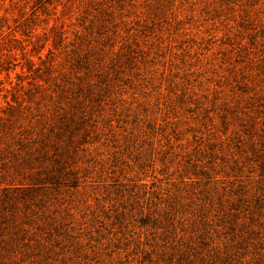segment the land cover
Segmentation results:
<instances>
[{
    "label": "rangeland",
    "instance_id": "rangeland-1",
    "mask_svg": "<svg viewBox=\"0 0 264 264\" xmlns=\"http://www.w3.org/2000/svg\"><path fill=\"white\" fill-rule=\"evenodd\" d=\"M0 264H264V0H0Z\"/></svg>",
    "mask_w": 264,
    "mask_h": 264
}]
</instances>
